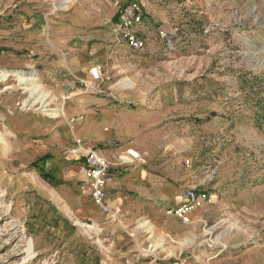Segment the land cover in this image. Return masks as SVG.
Masks as SVG:
<instances>
[{"label":"rangeland","instance_id":"374dc122","mask_svg":"<svg viewBox=\"0 0 264 264\" xmlns=\"http://www.w3.org/2000/svg\"><path fill=\"white\" fill-rule=\"evenodd\" d=\"M134 4L142 51L120 28ZM89 98L138 169L208 195L189 223L166 202L81 219L40 194L77 162L65 132L100 120ZM0 264H264V0H0Z\"/></svg>","mask_w":264,"mask_h":264},{"label":"crops","instance_id":"0c3cea01","mask_svg":"<svg viewBox=\"0 0 264 264\" xmlns=\"http://www.w3.org/2000/svg\"><path fill=\"white\" fill-rule=\"evenodd\" d=\"M87 110L98 115L101 112L100 120L91 117L89 124L77 127L76 130H67L65 140H81L82 147H76L78 150L75 155H70L69 160H75L74 165H68L67 169L62 171L58 189H52L50 184L42 185L39 192L47 200L58 202L64 212L77 214L81 219L106 220L113 217H137L142 213H153L163 202L169 204V208H177L185 201V191L191 186L185 185L180 189L174 181L164 183L156 179L148 170L138 169L137 164H126L125 159L127 148L116 144L119 140L115 131L118 115L108 109L101 108L105 104L103 98H89ZM91 114V113H90ZM94 119V120H93ZM108 128L106 132L103 128ZM125 140L123 137L122 141ZM124 142V141H123ZM106 143L107 150L104 151L97 144ZM86 149H93L101 153L112 166V172L115 178L107 188L105 207L103 210L97 206L91 199L90 193L83 190L82 186L86 182L84 158ZM139 150V148H137ZM141 156L143 158L142 152ZM142 161V160H141ZM140 161V162H141ZM136 165V166H135ZM49 165L47 169H51ZM167 212V210H166Z\"/></svg>","mask_w":264,"mask_h":264},{"label":"built area","instance_id":"2783aa9c","mask_svg":"<svg viewBox=\"0 0 264 264\" xmlns=\"http://www.w3.org/2000/svg\"><path fill=\"white\" fill-rule=\"evenodd\" d=\"M143 23V5L134 4L123 10L120 28L124 41L135 51H142L147 46V40L139 35L138 28ZM90 76L96 83L101 82L102 68L96 66L90 70ZM87 88L90 87L87 85ZM78 147H82V141L77 140ZM74 149L73 152H77ZM85 163L86 182L82 186L83 190L90 193L92 201L99 207H105L106 193L109 183L114 179L112 166L107 159L98 151L86 149L83 156ZM126 164L139 163L142 160L141 153L135 146H129L126 155L122 157ZM214 174V173H213ZM208 195L192 186L185 191V201L177 208L167 209V215L180 219L184 223H189L193 212L206 202Z\"/></svg>","mask_w":264,"mask_h":264}]
</instances>
